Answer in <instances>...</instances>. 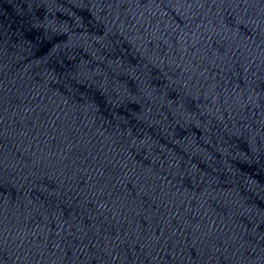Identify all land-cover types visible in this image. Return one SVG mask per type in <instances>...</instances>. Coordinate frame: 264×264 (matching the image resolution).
<instances>
[{
  "label": "water",
  "instance_id": "obj_1",
  "mask_svg": "<svg viewBox=\"0 0 264 264\" xmlns=\"http://www.w3.org/2000/svg\"><path fill=\"white\" fill-rule=\"evenodd\" d=\"M264 256V0H29Z\"/></svg>",
  "mask_w": 264,
  "mask_h": 264
}]
</instances>
